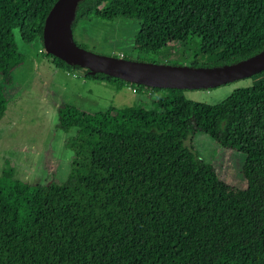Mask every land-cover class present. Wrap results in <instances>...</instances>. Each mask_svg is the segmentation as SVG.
<instances>
[{"label": "trees", "instance_id": "obj_1", "mask_svg": "<svg viewBox=\"0 0 264 264\" xmlns=\"http://www.w3.org/2000/svg\"><path fill=\"white\" fill-rule=\"evenodd\" d=\"M53 2L0 0V118L12 71L29 57L14 30L42 45ZM96 19L138 22L122 54L132 59L171 41L191 51L190 65L230 63L264 47V0H80L73 38ZM44 56L117 89L129 82ZM249 77L250 85L212 104L181 88L133 82L149 105L87 112L60 103L56 129L73 128L65 178L52 160L41 183L15 178L8 165L0 172V264H264V68ZM195 132L240 157L244 187L185 145Z\"/></svg>", "mask_w": 264, "mask_h": 264}, {"label": "rangeland", "instance_id": "obj_2", "mask_svg": "<svg viewBox=\"0 0 264 264\" xmlns=\"http://www.w3.org/2000/svg\"><path fill=\"white\" fill-rule=\"evenodd\" d=\"M138 28L136 20H94L88 31L76 33L75 39L85 48L104 54L122 56L132 46L127 39ZM14 39L28 59L13 71L12 83L6 86V109L0 118V172L10 166L15 178L41 183L49 174L46 161L55 165V176L63 180L69 170L71 151L65 146L73 128L56 129L57 106L66 102L87 112L105 110L108 106L122 107L145 101L149 96L136 92L129 82L119 89L113 83L84 76L83 69L66 70L54 67L44 56V48L35 40L27 43L14 30ZM183 42L171 41L162 52L139 54L140 60L158 63L189 64L191 51ZM83 46V47H84ZM250 77H241L212 87L183 88V95L192 100L217 103L233 89L250 85ZM185 145L205 162L213 163L217 174L226 182L244 187L240 157L223 150L211 137L202 132L188 134Z\"/></svg>", "mask_w": 264, "mask_h": 264}, {"label": "water", "instance_id": "obj_3", "mask_svg": "<svg viewBox=\"0 0 264 264\" xmlns=\"http://www.w3.org/2000/svg\"><path fill=\"white\" fill-rule=\"evenodd\" d=\"M80 0H54L42 26V45L70 65L89 74L103 72L125 81L156 87H212L264 68V47L237 61L220 65L158 63L104 54L87 49L73 38L71 21Z\"/></svg>", "mask_w": 264, "mask_h": 264}, {"label": "built area", "instance_id": "obj_4", "mask_svg": "<svg viewBox=\"0 0 264 264\" xmlns=\"http://www.w3.org/2000/svg\"><path fill=\"white\" fill-rule=\"evenodd\" d=\"M132 89L134 90V88L132 87Z\"/></svg>", "mask_w": 264, "mask_h": 264}]
</instances>
